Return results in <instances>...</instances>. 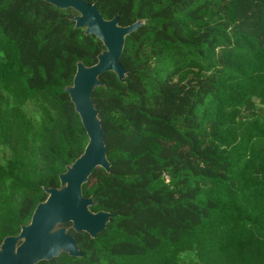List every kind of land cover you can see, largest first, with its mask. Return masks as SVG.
Masks as SVG:
<instances>
[{
    "label": "trees",
    "instance_id": "16d2710c",
    "mask_svg": "<svg viewBox=\"0 0 264 264\" xmlns=\"http://www.w3.org/2000/svg\"><path fill=\"white\" fill-rule=\"evenodd\" d=\"M86 1L144 20L91 92L110 166L82 193L112 216L37 264H264V0ZM75 15L0 0V243L87 142L64 87L103 45Z\"/></svg>",
    "mask_w": 264,
    "mask_h": 264
},
{
    "label": "water",
    "instance_id": "95a60500",
    "mask_svg": "<svg viewBox=\"0 0 264 264\" xmlns=\"http://www.w3.org/2000/svg\"><path fill=\"white\" fill-rule=\"evenodd\" d=\"M44 1L60 9L75 11L76 15L72 18L74 28L82 29L86 35H94L101 41L103 49L97 55L96 63L90 66L78 61L71 84L64 87L87 135L84 149L58 175V187L42 188L46 197L35 206L29 223L22 225L17 235L2 239L0 264H37L61 253L80 257L82 252L65 224L69 223L73 231L86 232L93 238L112 216L108 211L93 212L90 209L92 197H85L82 193V185L88 181L94 168L100 167L108 172L110 166L91 92L102 85L99 76L104 72L111 71L120 81L123 80L126 69L120 57L125 37L144 24V20L138 19L122 26L118 23L117 14L105 19L95 4L86 0Z\"/></svg>",
    "mask_w": 264,
    "mask_h": 264
}]
</instances>
